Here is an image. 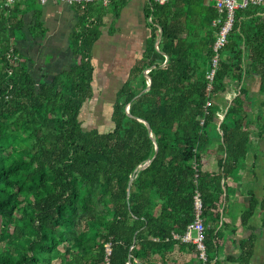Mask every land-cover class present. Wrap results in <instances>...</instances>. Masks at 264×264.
Wrapping results in <instances>:
<instances>
[{
	"label": "trees",
	"instance_id": "1",
	"mask_svg": "<svg viewBox=\"0 0 264 264\" xmlns=\"http://www.w3.org/2000/svg\"><path fill=\"white\" fill-rule=\"evenodd\" d=\"M122 1L74 4V63L50 79L33 77L16 46L24 15L37 2L0 3V264H193L173 257L175 246L196 257L197 250L172 234L192 222L195 190L207 264L216 255V230L206 223L217 216L216 202L251 135L245 75L257 73L264 93V1L235 11L207 90L217 10L204 0H148L150 33L114 92L111 127L87 129L80 114L93 94L91 48L103 17L116 15ZM228 81L238 88L220 111L214 98ZM214 137L221 139L218 171H202L198 150ZM256 205L264 223V190L242 223Z\"/></svg>",
	"mask_w": 264,
	"mask_h": 264
},
{
	"label": "crops",
	"instance_id": "2",
	"mask_svg": "<svg viewBox=\"0 0 264 264\" xmlns=\"http://www.w3.org/2000/svg\"><path fill=\"white\" fill-rule=\"evenodd\" d=\"M147 1L123 0L116 15L109 10L103 17L100 36L91 48V86L93 89L94 86H99L97 91H105L107 97L109 89L114 93L118 86H122L131 67L142 57L150 33L149 18L145 16ZM209 2L211 3L210 0H204L205 4ZM36 14L39 25L33 27ZM77 15L74 4L54 1L35 3L27 10L24 15L23 34L16 39V46L33 77L41 79L43 76L50 79L73 65L69 35L75 27ZM241 85L247 92L246 128L251 135L244 158L238 161L236 170L228 175L225 181L226 190L216 202L214 212L217 216L214 221L207 220L206 223L207 226L211 224L215 227L218 240L217 252L210 264H239L240 256L248 251L250 255L247 264H264L262 209L256 205L246 223L240 221L250 200H259L264 190V134H259V128L264 122V93L259 92L257 73L246 74ZM237 88L236 82L228 81L225 91L214 98V104L220 111L234 97ZM99 101L98 107L102 103L101 99ZM92 104L93 97L84 104L81 119L97 114L96 108L95 111L88 110ZM219 119L220 116L217 121ZM105 121L108 122L109 118ZM220 142L219 137H214L210 143L198 150L202 171H218L217 159L222 154L219 149ZM173 257L180 263L189 259L193 264L197 263V257L187 246L182 249L175 246Z\"/></svg>",
	"mask_w": 264,
	"mask_h": 264
},
{
	"label": "built area",
	"instance_id": "3",
	"mask_svg": "<svg viewBox=\"0 0 264 264\" xmlns=\"http://www.w3.org/2000/svg\"><path fill=\"white\" fill-rule=\"evenodd\" d=\"M24 0H0L5 6H12L14 2ZM39 4L46 3L48 1H54L59 3H65L68 5L79 4L84 6L91 2H100L102 5L107 6L111 0H34ZM158 4H163L167 0H154ZM212 6L217 10V16L212 21V25L216 26L215 38L211 46L212 54L210 59V69L206 73L208 80L207 90L210 89V84L218 67V61L220 57V50L226 42L228 32L231 29L234 21L235 11L238 9H244L249 5L259 4L264 0H210ZM165 63V60L162 64ZM148 84V82H147ZM209 104L208 102L206 105ZM203 203L200 192L195 190L193 195V220L186 226V229L182 235L173 233V238L179 239L181 242L194 244L197 250V258L200 264H207V256L204 245V218L202 216Z\"/></svg>",
	"mask_w": 264,
	"mask_h": 264
},
{
	"label": "rangeland",
	"instance_id": "4",
	"mask_svg": "<svg viewBox=\"0 0 264 264\" xmlns=\"http://www.w3.org/2000/svg\"><path fill=\"white\" fill-rule=\"evenodd\" d=\"M99 88V86H94V93L91 96V98L93 97V104L89 105V109L88 110H94L95 108L97 109V114L91 116V117H82V122H83V127L84 128H91V127H96L100 130H106L108 128L111 127V122H110V107H111V103L113 102V97H114V93L112 90L109 89V96L107 97V93L101 90L97 89ZM103 96H105L104 98H102ZM90 98V99H91ZM99 99L102 100L101 106L98 107V105L100 104ZM91 106V107H90ZM87 110V111H88ZM99 111V113H98ZM109 116V117H108ZM109 118V121L106 122L105 119ZM108 127V128H107Z\"/></svg>",
	"mask_w": 264,
	"mask_h": 264
},
{
	"label": "water",
	"instance_id": "5",
	"mask_svg": "<svg viewBox=\"0 0 264 264\" xmlns=\"http://www.w3.org/2000/svg\"><path fill=\"white\" fill-rule=\"evenodd\" d=\"M159 31H161V30L159 29ZM159 38H160V35L157 37V39H156V41H155V47H157V45H158ZM146 73H147V70L144 71V74H145V75H146ZM145 77L147 78V76H145ZM147 86H149V82H148ZM143 122L146 124L145 121H143ZM146 126H147V128H148V132H149V134L151 135V129L149 128V126H148L147 124H146ZM142 168H144V165H142V166L140 167V169H142Z\"/></svg>",
	"mask_w": 264,
	"mask_h": 264
}]
</instances>
